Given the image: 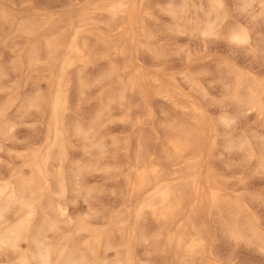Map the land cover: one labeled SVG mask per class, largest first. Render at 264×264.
I'll return each mask as SVG.
<instances>
[{"label":"rangeland","instance_id":"1","mask_svg":"<svg viewBox=\"0 0 264 264\" xmlns=\"http://www.w3.org/2000/svg\"><path fill=\"white\" fill-rule=\"evenodd\" d=\"M117 1L0 0V185L8 184L1 204L22 177L41 185L5 208L0 234L24 217L22 202L35 205L29 238L0 248V263L32 260L38 252L32 235L60 207L58 229L46 238L57 248L53 264L71 251L89 264H264V112L248 100L252 81L264 90V0H222L218 12L210 0H123L127 11L113 17L109 7ZM82 20L87 24L75 41L87 44L83 62L68 49ZM30 24L41 32L26 33ZM60 34L66 44L55 58L42 49L44 57L33 64L32 48ZM69 54L75 64L67 62ZM45 83L46 98L34 104ZM194 117L203 130L182 161L197 158L198 165L180 170L170 138L178 129H196ZM139 157L165 169V185L188 184V198L199 178L206 224L201 255L187 256L150 210L137 211L160 181L125 200ZM59 173L67 184L62 194ZM215 188L223 202L213 209L208 195ZM193 200L185 201L180 220L197 218Z\"/></svg>","mask_w":264,"mask_h":264},{"label":"bare ground","instance_id":"2","mask_svg":"<svg viewBox=\"0 0 264 264\" xmlns=\"http://www.w3.org/2000/svg\"><path fill=\"white\" fill-rule=\"evenodd\" d=\"M187 1V0H185ZM184 1V3H186ZM211 1V8L215 11L221 9L222 7V0H210ZM209 1V3H210ZM182 2V1H181ZM176 4V3H175ZM181 4V3H180ZM186 5H183V7ZM176 7V6H175ZM110 12L112 14L113 17H116L119 15V13L122 12H126L127 11V3L123 0L117 1L114 4H112L110 7ZM171 8V6H170ZM195 8V7H194ZM169 9V8H168ZM178 11V10H177ZM109 12V13H110ZM213 12V11H212ZM218 12V11H217ZM171 13H173L174 15L177 16V13L175 9L172 8ZM125 14V13H124ZM173 14H171L172 16H174ZM187 14V13H186ZM216 15V14H215ZM175 16V17H176ZM199 16V15H198ZM6 17V16H5ZM4 18V17H3ZM119 18V17H118ZM124 19V18H123ZM1 20V19H0ZM85 21L82 20V24H80L79 28H77V30L75 31V35L72 41L69 42L68 44V49L71 52L75 53V56L80 57L82 56V62L86 58V53L84 52L85 50V46L87 44H83V46L79 43H77L75 41L76 37L79 35L80 33V28L85 26ZM87 24V23H86ZM112 24V23H111ZM117 24V23H116ZM114 25V24H113ZM210 25L204 29V32H206L207 30H211L210 29ZM118 26V25H117ZM120 26V25H119ZM8 27V26H7ZM113 27V26H111ZM6 28V27H5ZM128 28V27H127ZM194 28V27H193ZM25 32L28 33L31 36L37 35L40 31L37 29L36 26L34 25H28L25 27ZM43 31V30H42ZM5 32V31H4ZM41 32V31H40ZM44 32V31H43ZM127 32V31H126ZM208 32V31H207ZM83 33V32H82ZM203 33V31H202ZM244 34V33H243ZM65 35V34H64ZM60 34V35H56L54 37H51L49 39H46V43H45V47L42 46H34L32 48L31 51V60L33 62V64H36L39 62L40 60V55L42 54L43 57L45 55V52L49 55L50 58L53 59V57L56 55L58 49H60L61 47H63L66 44V37ZM83 35V34H82ZM128 35V34H127ZM247 35V34H244ZM245 36L241 35V34H235L232 36L233 39L238 40V41H243L245 38ZM248 38V37H247ZM8 42V41H7ZM21 42V41H20ZM43 42V41H42ZM35 44V43H34ZM127 44V43H126ZM41 45V44H40ZM14 46V45H13ZM87 47V46H86ZM45 50L41 51V50ZM128 49V48H127ZM12 51V50H11ZM30 51V50H29ZM42 52V53H41ZM44 52V54H43ZM93 52V51H92ZM85 53V54H83ZM10 54V53H9ZM123 55V54H122ZM76 57V58H77ZM55 58V57H54ZM80 58H78V60H81ZM46 60V59H45ZM87 61V60H85ZM53 62V61H52ZM67 62L69 64H75V59L72 57V55H68L67 56ZM78 62V61H77ZM67 63V64H68ZM89 64V63H88ZM43 65V64H42ZM68 66V65H67ZM115 67V66H114ZM117 67V66H116ZM120 67V66H119ZM35 68V67H34ZM47 69V68H46ZM118 69V68H117ZM112 70V69H111ZM40 71V70H38ZM114 71V70H113ZM41 72V71H40ZM116 72H118L117 70L114 72L116 74ZM49 73V72H48ZM136 73V72H135ZM111 74H113V72H111ZM114 75V74H113ZM45 76V75H44ZM123 77V76H122ZM136 77V76H135ZM131 80L130 86L133 88V86L137 83L136 80ZM238 80L241 81V75L237 76ZM132 79V78H131ZM31 82V81H30ZM249 82V81H248ZM251 82V81H250ZM140 83V82H139ZM41 84V83H40ZM142 85V84H141ZM158 85V84H157ZM49 86V84H48ZM60 92L61 94H65V90L61 87L62 85L60 84ZM39 88L37 89V91L34 94V97L32 98L33 103L34 104H40L45 98H46V94H47V83L42 84L40 86H38ZM50 88V87H49ZM142 88V87H140ZM249 88V97L248 100L250 101L251 105L255 106L256 108H258V110L260 112H264V90L262 91L260 89V83L257 81H252V83H250V85L248 86ZM134 90V89H133ZM138 90V89H137ZM167 91H165L164 96H168L169 95L166 93ZM246 92V91H245ZM240 94V93H239ZM49 95V94H48ZM235 96L237 95L234 94ZM70 96V95H69ZM68 96V97H69ZM247 96V95H246ZM66 97V96H65ZM67 99V97H66ZM168 99V98H167ZM122 100V99H121ZM65 103V102H64ZM115 103V102H113ZM39 106V105H38ZM104 106V105H103ZM111 106V105H110ZM253 109V108H252ZM255 109V108H254ZM5 110V109H4ZM37 111V110H36ZM107 111V110H106ZM102 112V111H101ZM100 113V112H99ZM101 114V113H100ZM190 114V113H189ZM101 116V115H100ZM194 119L196 121V124L198 127H196V129H178V132L171 137L170 139V144L173 148V157H171L170 155H167L168 157L173 158V160H181L180 164H182L180 170L186 168H195L198 165V160L197 158H194L190 161H182V158L185 157L186 155V151L189 148H192V146H194V137L195 136H200L201 134V130L202 129V121L197 118L194 117ZM127 120V119H126ZM181 127V126H180ZM201 129V130H200ZM177 131V130H176ZM175 131V132H176ZM0 132H3L2 128H0ZM200 132V134H199ZM79 133L80 132V128H79ZM87 135V134H86ZM85 136V135H83ZM89 138V137H88ZM200 143V142H199ZM196 144V143H195ZM120 146V145H119ZM144 146V145H141ZM147 147V146H146ZM97 148V147H96ZM202 148V147H201ZM196 149V148H195ZM62 150V149H61ZM144 150V148H143ZM101 151V150H100ZM105 151V150H104ZM103 151V152H104ZM145 151V150H144ZM151 151V150H150ZM102 152V151H101ZM148 152V151H147ZM153 152V151H152ZM195 153V152H194ZM145 154V153H144ZM143 154V155H144ZM201 154V153H200ZM147 155V154H146ZM148 156V155H147ZM145 157H139L136 158L135 163L133 165L130 166V169L132 170V172L134 173L131 179H128V187L126 190V193H124V198L125 200H131L133 197L135 196H143L145 194V190L147 189V187L153 182V181H160V185H158V187H156V189L152 192V196L153 198L149 199L148 201H144L142 203L139 204V207L137 209L138 212H142L144 210H150L153 215L156 216V218L162 222V226H165L168 230L166 236L168 238L169 241H175L176 239V246L178 249L182 250L187 256H195L198 254H202L203 250L205 246H206V235H205V231L204 228L205 227L203 225V222L205 223V221H202L204 219H202V217H204L202 215H200V212H202V208L204 206V200H203V196L202 193L200 192V188H199V181L197 179V177H194L192 179V183L194 186H192V190L193 193L191 197H189L190 199L192 197H194V200L190 202L191 204V211L194 212L195 214V218L194 216H191L188 219L180 220V216H182V210H183V205L185 203V201L190 200L188 198V195H186L185 192V187L183 186L182 183H175V184H167L165 185V183L162 181V179H166V172L165 169H161L160 166L158 164H155L152 162H150L151 160H147L144 159ZM160 158V157H159ZM162 158V157H161ZM161 160V159H160ZM166 161V160H165ZM163 162V161H162ZM179 166V165H178ZM10 170V169H9ZM82 170V169H81ZM179 170V171H180ZM170 171V170H169ZM177 171V170H176ZM178 171V172H179ZM176 172H174L175 174ZM56 174V173H55ZM61 173H59V176H57L58 178V182H59V186L61 187V194L64 193L66 191V185L65 184V178L63 175H60ZM171 174V173H170ZM1 175V174H0ZM118 175V174H117ZM197 175V174H196ZM172 176V175H171ZM181 176V175H180ZM200 176V175H199ZM177 177V176H176ZM19 178V177H18ZM172 178V177H171ZM206 178V177H205ZM21 179V183H20V189L17 190L15 188H11L8 193L6 194L5 197V201L7 202L5 203L6 205H2L1 204V196L4 193L3 191L8 188L6 186H8V184L5 185H0V218H2L4 220L3 216V212L6 210L5 208L10 207V205L18 202L19 200H21L23 198V195L27 192H32L35 188H37V186H39L40 183H38L36 181V179L32 178L30 180V178L27 179ZM168 179V178H167ZM162 181V182H161ZM166 181V180H165ZM41 182V181H40ZM5 183V182H4ZM184 183V182H183ZM186 183H184L185 185ZM41 186V185H40ZM39 186V187H40ZM156 186V185H155ZM154 186V187H155ZM189 188V187H188ZM187 188V189H188ZM58 189V188H57ZM191 189V188H190ZM39 190V189H38ZM152 190V189H151ZM191 190V192H192ZM219 190V189H218ZM36 191V190H35ZM58 191V190H57ZM7 192V191H6ZM37 193V192H36ZM29 194V193H28ZM35 194V193H33ZM5 195V194H4ZM208 195V194H207ZM34 196V195H33ZM28 197V196H26ZM31 199V198H30ZM35 199V198H34ZM33 199V200H34ZM148 199V198H147ZM223 198L220 196L219 192L216 190L211 189L209 195H208V201L210 202V206H216V205H220V203L223 202L222 200ZM124 200V201H125ZM28 201V200H26ZM35 201V200H34ZM33 202H25L23 204V208H26L27 211L25 212L24 217H22V219L20 220V222L13 226L12 228H10L7 232L1 233L0 234V248H3L5 246H14L18 242L19 240L21 241V239L26 238L28 236L29 228H30V222H31V216L33 214V206H35L34 204H32ZM10 204L8 207L7 205ZM21 204V203H20ZM21 204V205H22ZM218 205V206H219ZM18 206V205H17ZM216 208V207H215ZM232 208V207H231ZM33 209V210H32ZM214 209V207H213ZM23 210V209H22ZM51 210V209H50ZM239 210V209H238ZM7 211V210H6ZM63 212V208L61 209L60 207L57 208V213H54V215H49L44 219L43 223L40 226V229L33 234L32 236L34 237L36 246H37V250L38 252L35 254H32V260L34 259V261L36 262V264H53L55 262L52 261V256L55 254L56 252V246L47 243L46 238H47V232L49 231H54L59 224L60 221V216H63L62 214ZM238 212V211H236ZM203 214V212H202ZM232 214V213H231ZM239 214V213H238ZM245 214V213H244ZM142 216V215H141ZM117 217V216H116ZM138 217V216H137ZM201 217V220H200ZM241 217V216H240ZM113 218V216H112ZM199 218V219H198ZM227 218V217H226ZM1 221V220H0ZM6 221V220H5ZM145 221V220H144ZM181 221V223H179ZM238 221V220H236ZM3 222V221H2ZM32 223V222H31ZM176 223H178L177 226V233L173 232L172 226H174ZM224 223V222H223ZM241 223V222H240ZM3 224V223H2ZM161 225V224H160ZM177 225V224H176ZM1 226V225H0ZM9 226V225H8ZM7 226V227H8ZM244 226V224H243ZM6 227V228H7ZM32 227V226H31ZM83 227V226H82ZM86 228V227H85ZM164 228V227H162ZM4 229V228H3ZM37 229V228H36ZM58 229V228H57ZM6 230V229H5ZM207 231V229H205ZM29 231V232H28ZM106 233V232H105ZM164 233V232H163ZM208 233V232H207ZM143 234V233H142ZM100 235V234H99ZM141 235V234H140ZM208 235V234H207ZM31 236V235H30ZM156 236V235H155ZM96 238L98 237V234L95 235ZM145 237V236H144ZM29 238V236H28ZM104 238V237H103ZM100 239V238H99ZM107 239V238H106ZM249 240V239H248ZM23 241V240H22ZM126 240H123V242ZM49 242V241H48ZM112 242V241H111ZM121 244V243H119ZM118 244V245H119ZM96 246V245H95ZM121 246V245H120ZM6 247V248H8ZM18 247V246H16ZM70 247V246H69ZM124 247V246H123ZM11 248V247H9ZM109 248V246H108ZM115 248V247H114ZM12 249V248H11ZM65 249V248H64ZM63 249V251H64ZM125 249V248H124ZM62 250V249H60ZM108 250V249H107ZM36 251V250H35ZM126 251V249H125ZM58 252V251H57ZM67 252V250H66ZM76 252V251H75ZM94 252V251H93ZM180 252V251H178ZM92 253V252H90ZM182 253V252H180ZM183 253V255H185ZM25 254V253H24ZM57 254V253H56ZM61 254V252H60ZM59 254V255H60ZM76 254V253H75ZM72 251L69 253H66L63 257V263L61 264H89V262H87V256L85 257L84 255L79 256L75 255ZM94 254V253H93ZM26 255V254H25ZM57 254V256H59ZM205 255V254H204ZM23 256V255H22ZM13 257V256H12ZM62 257V258H63ZM130 257V255H129ZM204 257V256H203ZM55 258V257H53ZM59 258V257H58ZM57 258V259H58ZM60 259V258H59ZM58 259V260H59ZM30 257L28 259V257H25L21 260V264H30L29 263ZM30 260V261H32ZM96 261V260H95ZM129 258L127 257V263H129ZM206 261V260H205ZM208 261H206L207 263ZM59 263V262H58ZM95 263V262H94ZM1 264V263H0ZM185 264H189L187 262H185ZM208 264V263H207ZM211 264V263H210Z\"/></svg>","mask_w":264,"mask_h":264}]
</instances>
